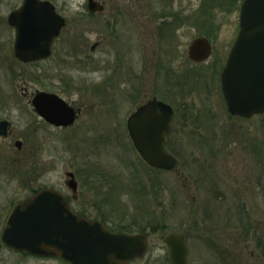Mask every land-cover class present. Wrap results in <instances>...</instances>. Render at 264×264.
<instances>
[{"label":"rangeland","instance_id":"374dc122","mask_svg":"<svg viewBox=\"0 0 264 264\" xmlns=\"http://www.w3.org/2000/svg\"><path fill=\"white\" fill-rule=\"evenodd\" d=\"M68 1L72 16L79 15L80 6L86 3V0ZM112 1L131 5L136 17L130 25L134 34L131 39L123 38L122 33H128L125 24H120L118 29H124L115 36L106 28L98 29L97 24L85 26L84 38H60L56 55L39 65L42 81L47 80L45 83L50 89L61 90L86 106V112L70 133L45 127L40 130L38 135L45 147L40 153H30L28 161L31 163L37 156L40 167L46 170L39 178L40 183L67 190L68 170L82 173L88 165H100L103 176L116 181L112 189L107 190L109 195L104 200L107 214L115 217L124 230L146 228L152 233L149 251L141 260L143 263L172 264L164 235L177 231L187 236L189 264H264L256 245L242 231L240 219L243 210L245 218L247 212L249 221L258 227L264 241V198H260L261 195L254 198L256 193L241 198L246 183L257 187L255 180L260 165L264 166V154L260 156L262 153L258 151L264 147V117L231 114L212 66L215 59L219 60V65L224 61L228 47L236 38L242 0H174L172 10L183 8L184 25L179 29L178 40L171 35L167 40V52L172 55L168 60V73L153 66L159 57L152 56L151 49H161L157 33L151 35L147 31V27L158 26L155 21L146 19L147 0ZM150 2L154 13L169 6L165 2L161 6L159 0ZM4 34L6 31L0 29V43L9 47L11 40ZM201 36L210 39L213 53L206 62L196 64L188 57V49L191 42ZM69 41L76 51L66 55ZM98 41L100 44L92 50ZM178 44L182 51L180 60L184 61L180 70L184 83L178 88L182 92L170 91L164 95L177 109L170 151L179 158V164L173 170H159L141 158L131 138L120 130V124L134 108V102L126 98L132 82L136 91L140 90L138 99H143L144 94L165 77L169 79L166 86H173L175 59L178 58L173 47L175 45L177 50ZM147 55L153 61L152 67L145 70ZM3 59L0 56V60ZM7 61L9 66H0V80L9 81L11 87L24 77L33 82V66L12 65L11 57ZM51 76L55 78L49 80ZM103 83L107 86L106 93L99 89ZM114 86L120 92L119 100L112 107L108 94H112ZM11 87L5 89L8 94ZM31 118L25 114L24 121L30 122ZM50 169L53 170L50 172ZM25 173L26 181L35 175L27 168Z\"/></svg>","mask_w":264,"mask_h":264},{"label":"flooded vegetation","instance_id":"af4514ba","mask_svg":"<svg viewBox=\"0 0 264 264\" xmlns=\"http://www.w3.org/2000/svg\"><path fill=\"white\" fill-rule=\"evenodd\" d=\"M39 1H48L54 7V12L59 16V18H55L54 24H61L59 33L53 38L51 42V52L47 58L33 60V61H24L20 59L16 55V41L18 35V26L15 22H22L24 17H11L12 14L18 12L24 5L25 0H0V29L6 31L4 37L11 40V44L7 47L8 44L0 43V56H3L5 59L0 60V66L2 67L4 64L6 66L8 64L7 58L11 57L12 65H21L27 66L31 65L34 67L32 70V79L33 82H28L27 79L17 82L14 86L11 87L10 82L7 80H0V264H28L31 261H36V264H73L71 261L64 259L60 256L54 255H39L31 252H26L25 250L17 249L10 246L6 240L4 239V231L5 227H7V220L12 209L20 202L26 200L27 198L35 195L42 189L52 188L62 193L68 206L71 211L75 212L78 215H81L87 219L102 222L110 232L112 233H142L146 234L148 241V251L150 248V238L152 237V233L149 230L143 232H137L130 230H123L119 227L123 225L116 220V218H112L107 214L105 210L104 200L106 195H109L108 189H112V183H115V179L111 177L103 176V171L101 170V166L96 164L88 165L86 170L82 173L79 170H68L66 172V180L65 184L67 186V190L69 189L71 192L68 193L65 189H60L55 187L54 185L40 183V176L46 170L41 166L40 160H37L34 157L33 161L29 163V155L30 153H40L42 149H44V144L41 143V137H39V132L42 128L45 127L46 130H61L62 132L70 133L72 131V127L76 123V121L80 118V116L86 112V106L84 103L80 102V100H75L66 96L62 93L61 90L50 89L49 85H47L42 81V70H40V64L43 62H47L52 59L56 55V43L60 38H65L68 40L73 39H81L85 37L86 27L90 25L97 24V28L100 29L102 27L108 29L109 33L113 36L117 35L124 28H120L121 25H128L127 30L128 33L124 34L123 38L131 39L134 35L132 29L130 27L131 23L136 19L133 11L131 12V5L121 3L116 1L113 3L111 0H94L95 10L90 7V0H86V3L82 4L79 8L78 14L76 16H72L69 13L70 10V1L68 0H39ZM160 5L165 2L169 4L167 9H162L159 11L153 12V4L150 0H147L144 7L146 8V19H151L158 24L157 28L147 27L148 33L151 35L157 33L158 36V44L159 49H151L152 56L155 55L159 58L155 59L153 66H157V69L161 71V69H165L168 73V60L172 55H169L167 52L168 41L170 35L173 36L174 40H178V32L179 29L183 28L184 25V13L183 8L178 7L177 10L173 11L172 6L174 0H159ZM35 12H38V9H35ZM136 14V13H135ZM13 18V19H12ZM148 23V22H147ZM124 25V26H125ZM56 26V25H55ZM86 26V27H85ZM156 28V32L154 29ZM175 28L176 31L173 30ZM239 31V29H238ZM2 32V31H1ZM175 33L177 34L175 38ZM238 35V32H237ZM236 35V37H237ZM205 37V36H201ZM63 38V39H64ZM199 38V37H197ZM209 40L211 45L210 55L203 61H195L189 57V49H188V57L190 60L194 61L196 64H201L206 62L213 53L212 43L208 37H205ZM236 39V38H235ZM234 39V41H235ZM168 40V41H167ZM228 47L226 55L227 57L223 59L224 61L219 65V60L215 59L212 66L214 67L215 72V80L219 84V88L222 92V83H221V74L223 68L227 62L228 55L232 49L233 43ZM178 42V41H176ZM192 43V42H191ZM100 44L98 41L96 44L92 46V50H95L96 46ZM157 44V45H158ZM72 43L69 41L67 44L66 55L73 54V48L71 47ZM190 48V46H189ZM174 52L177 54L178 58L175 59L176 62V74L173 76L175 82L173 86L170 88L167 87L169 79L168 77L163 78L162 80L150 91L146 92L142 98H137L140 90L136 91L135 83H133V79H129L132 84L128 92H126V98L132 102H134V108L131 113L128 115L125 122H121L120 130L131 138L130 129L128 127V120L132 114H134L142 105L148 103L152 100H159L164 103L170 104L174 111V119L172 124V131L167 139V149L170 151V138L172 136L173 131L175 130V123L177 118V109L175 107L174 102L171 99H167L166 95L170 91H175L176 94H180V90L178 88L183 86L184 83V75L180 72L181 67H183V60L181 59L182 51L179 50V44L177 45V50L174 45ZM63 51V49H62ZM160 52V53H159ZM159 53V56H158ZM161 57V58H160ZM172 60V59H171ZM152 57L147 55L144 61L145 70L150 69L152 67ZM5 62V63H4ZM100 62V61H99ZM159 67V68H158ZM21 72V71H19ZM23 73V71H22ZM165 73L164 75L168 76ZM26 74V73H25ZM66 74V73H65ZM51 78H55V76H51ZM48 80V81H49ZM174 81V80H173ZM121 82V81H120ZM44 83V84H42ZM41 85V87H40ZM71 85V84H70ZM11 87V94H8L5 91L6 88ZM15 87L13 90L12 88ZM107 86L102 84L99 86V89H103V93H106L105 90ZM112 87V86H111ZM19 90V92L17 91ZM162 91V92H161ZM101 92V90H100ZM120 92L117 87L114 86V90H112V94H108L111 100L112 107L114 103H117L118 93ZM48 93L53 94L54 96H58L56 98H60L65 104V108L71 110V115H74V121L68 124H65L63 119L60 123L54 122L43 116L38 110V108L34 105V99L38 94ZM118 94V95H117ZM223 94V92H222ZM224 96V95H223ZM103 97H106V94H103ZM52 108V107H51ZM118 109V108H117ZM117 109H115L117 111ZM119 112V109H118ZM25 114H29L32 116V121H24ZM232 114V113H231ZM23 115V117H22ZM117 115V113H116ZM234 115V114H233ZM240 117H245L241 115H236ZM264 117V113L254 114L250 117ZM32 135V138L30 137ZM132 141V138H131ZM132 144L134 145L133 141ZM53 147L55 144L53 143ZM135 150L136 147L134 146ZM54 149V148H53ZM137 151V150H136ZM260 152V156L264 154V147L258 149ZM257 151V155H258ZM173 154V153H172ZM34 155V154H33ZM174 155V154H173ZM176 156V155H174ZM178 159L179 164V158ZM264 158V156H263ZM49 164L54 165V162H48ZM177 164V165H178ZM51 165V166H52ZM45 167V165H43ZM32 170L35 175L30 177L28 181H26V173L25 169ZM53 169H50V172ZM70 181L72 184H70ZM256 188L253 186H249V183H246L244 187V193L241 198L248 197V194L256 193V197L264 198V166L260 165V171L258 177L255 180ZM255 188V189H252ZM248 189V190H247ZM256 190V191H254ZM243 207V206H242ZM246 218L243 215L241 216V227L242 231L246 234V238L254 242L255 248L258 251L259 256L264 261V243H262L263 239L262 235L258 230V227L252 226V223L249 218V214L245 212ZM185 235V234H184ZM186 236V235H185ZM187 237V236H186ZM264 242V241H263ZM254 253V252H253ZM146 256V255H145ZM137 257L134 259L128 260L126 264H151V263H143L141 260L145 258ZM170 259V258H169ZM171 261V260H170ZM172 263V262H171Z\"/></svg>","mask_w":264,"mask_h":264},{"label":"water","instance_id":"95a60500","mask_svg":"<svg viewBox=\"0 0 264 264\" xmlns=\"http://www.w3.org/2000/svg\"><path fill=\"white\" fill-rule=\"evenodd\" d=\"M95 4L90 0L93 10ZM20 16L25 20L15 22L16 55L24 61L47 58L51 42L63 24L62 21L53 25L55 18H59L53 5L48 1L25 0L11 17ZM210 52L209 40L199 37L191 43L189 57L199 62ZM221 83L230 113L246 117L264 113V0H243L240 30L223 68ZM56 97L41 93L33 103L51 121L73 122L71 110ZM173 119L170 104L152 100L128 120L136 149L155 168L172 170L178 164L167 149ZM6 224L4 239L10 246L39 255L60 256L73 264H126L130 259L143 257L148 250L146 234L112 233L102 222L71 211L62 193L52 188L42 189L18 203ZM164 240L172 263L188 264L186 236L171 231Z\"/></svg>","mask_w":264,"mask_h":264},{"label":"trees","instance_id":"16d2710c","mask_svg":"<svg viewBox=\"0 0 264 264\" xmlns=\"http://www.w3.org/2000/svg\"><path fill=\"white\" fill-rule=\"evenodd\" d=\"M120 228V227H119ZM164 228V227H163ZM163 228H161V230L163 229ZM120 229H122V228H120ZM124 230V229H123ZM147 229L146 228H141V229H136V231L137 232H143V231H146ZM164 231V230H163ZM162 231V232H163Z\"/></svg>","mask_w":264,"mask_h":264}]
</instances>
